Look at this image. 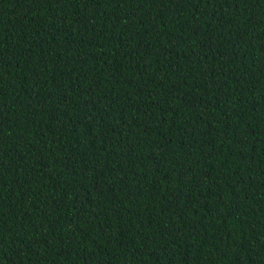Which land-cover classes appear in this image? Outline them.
Instances as JSON below:
<instances>
[{"label":"trees","instance_id":"trees-1","mask_svg":"<svg viewBox=\"0 0 264 264\" xmlns=\"http://www.w3.org/2000/svg\"><path fill=\"white\" fill-rule=\"evenodd\" d=\"M0 264H264V0H0Z\"/></svg>","mask_w":264,"mask_h":264}]
</instances>
